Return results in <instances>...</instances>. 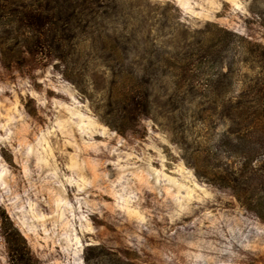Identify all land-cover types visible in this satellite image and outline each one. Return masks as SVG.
Wrapping results in <instances>:
<instances>
[{"label": "rangeland", "instance_id": "1", "mask_svg": "<svg viewBox=\"0 0 264 264\" xmlns=\"http://www.w3.org/2000/svg\"><path fill=\"white\" fill-rule=\"evenodd\" d=\"M111 1L63 60L0 58V264L6 217L40 264H264L216 178L226 107L264 85V0Z\"/></svg>", "mask_w": 264, "mask_h": 264}, {"label": "trees", "instance_id": "2", "mask_svg": "<svg viewBox=\"0 0 264 264\" xmlns=\"http://www.w3.org/2000/svg\"><path fill=\"white\" fill-rule=\"evenodd\" d=\"M115 6L111 0H0L1 61L6 66L21 63L24 54L63 60L74 44L77 30L90 24L93 27ZM137 108L142 113L147 111L144 101H131L128 111ZM226 108L229 127L221 134V144L234 149V155L227 153L216 178L247 211L264 222V85L243 87L237 102ZM121 109L127 112L126 105ZM229 158L233 161L229 162ZM6 223L2 235L8 263L40 264L7 217ZM100 256H106L108 261L138 264L109 251H101Z\"/></svg>", "mask_w": 264, "mask_h": 264}]
</instances>
